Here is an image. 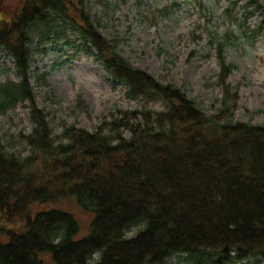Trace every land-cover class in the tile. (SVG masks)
Returning <instances> with one entry per match:
<instances>
[{
    "label": "trees",
    "instance_id": "obj_1",
    "mask_svg": "<svg viewBox=\"0 0 264 264\" xmlns=\"http://www.w3.org/2000/svg\"><path fill=\"white\" fill-rule=\"evenodd\" d=\"M0 13V50L20 78L0 84V115L29 101L34 123L30 155L0 144V264H45L42 253L55 264H169L174 256L182 264H264V123L235 119L239 94L228 80L223 37L211 38L223 96L209 116L182 89L124 58L86 0H23L6 17ZM79 39L145 105L116 110L93 131L65 125L57 140L37 106L32 55L35 45L81 48ZM159 100L165 109L155 111L149 105ZM68 195L95 214L79 240L70 212H30Z\"/></svg>",
    "mask_w": 264,
    "mask_h": 264
},
{
    "label": "rangeland",
    "instance_id": "obj_2",
    "mask_svg": "<svg viewBox=\"0 0 264 264\" xmlns=\"http://www.w3.org/2000/svg\"><path fill=\"white\" fill-rule=\"evenodd\" d=\"M250 1L86 0V4L100 32L109 41L118 43V51L124 58L155 79L182 89L209 116L222 106L218 52L211 39L213 33L219 34L227 42L225 59L232 66L228 80L239 94L235 119L261 125L264 0H258L262 9L256 4L248 6ZM22 2L0 0V12L6 17ZM70 36L72 40L77 37L73 32ZM77 44L81 48L64 42L47 44L44 49L35 45L32 55L30 75L37 106L47 113L57 140L62 138L65 125L75 124L93 131L110 113L141 109L145 105L142 100L130 99L125 85L114 83L96 59L94 49L82 40ZM19 80L13 59L0 50V84ZM149 106L162 111L166 103L159 100ZM33 128L30 102H20L0 115V144L9 152L26 157L32 151L26 138ZM50 209L74 215L80 227L76 240L90 233L95 214L83 209L75 196L37 203L30 212L34 215ZM12 226L7 224L8 228ZM50 256L41 254L45 264H55ZM179 261L174 256L169 264H182Z\"/></svg>",
    "mask_w": 264,
    "mask_h": 264
}]
</instances>
